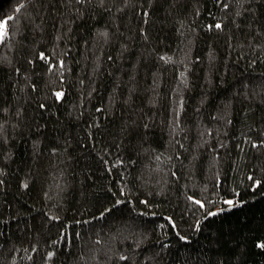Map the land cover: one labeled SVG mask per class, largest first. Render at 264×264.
I'll list each match as a JSON object with an SVG mask.
<instances>
[{
	"label": "trees",
	"instance_id": "obj_1",
	"mask_svg": "<svg viewBox=\"0 0 264 264\" xmlns=\"http://www.w3.org/2000/svg\"><path fill=\"white\" fill-rule=\"evenodd\" d=\"M103 3L0 0V20L13 17L0 44V264H194L197 255L235 264L231 244L208 251V230L188 231L186 198L211 194L217 181L240 190L264 165V149L248 142L260 143L264 129V0ZM216 22L223 30L208 31ZM54 91L65 93L61 103ZM121 187L131 203L95 219L111 206L107 189ZM163 216L190 245L167 228L152 231ZM218 223L248 237L243 264H264L249 232L264 223V200ZM63 231L70 242L53 244Z\"/></svg>",
	"mask_w": 264,
	"mask_h": 264
},
{
	"label": "snow or ice",
	"instance_id": "obj_2",
	"mask_svg": "<svg viewBox=\"0 0 264 264\" xmlns=\"http://www.w3.org/2000/svg\"><path fill=\"white\" fill-rule=\"evenodd\" d=\"M75 3L77 5H83V4H89L91 3V0H68V4L71 5L72 3ZM151 2V0H150ZM99 6L103 7L104 3L103 0H99ZM223 8L227 9L229 7L228 4H223ZM144 16H148L149 13L145 12L143 14ZM13 19V17H8L5 20H0V44L5 43L7 39L10 38V31L11 28L9 26V22ZM145 23L147 21H144ZM224 25L216 22L214 24H209L207 26L208 31H212L213 29L216 30H223ZM37 58L40 61L45 62L48 64V71L51 72L56 67L55 64L50 63L51 57L45 54V52L41 51L37 54ZM111 59V57H109ZM161 60H164L165 57H160ZM29 63H34V61H29ZM59 67H64L63 60H60L58 62ZM17 72L19 69L16 70ZM32 91H36L35 84L30 85ZM52 96L54 97V100L56 103H61L63 101V98L65 96V93L63 91H54L52 92ZM181 108L183 107V101L180 102ZM48 106L45 103H38V109H46ZM95 111L97 112H103L104 110L101 108H96ZM82 115V113H81ZM218 117H213V119H217ZM226 124H231L232 120L229 119L227 116L222 117ZM99 127V125H96ZM145 128L148 126L145 125ZM211 135V133H208ZM261 140L260 143H255L252 141H248L251 144V147L253 149H264V129L260 132ZM67 144L68 141H65ZM223 147V145H221ZM64 151H67V149H64ZM52 154H56V149H53ZM103 160V158H101ZM103 163L105 166L107 165V161L104 160ZM122 163V161H121ZM108 171H111V169H107ZM175 175V173H173ZM247 184L246 185H240V190H238L236 187H229V188H222V183L217 181L213 185V190L211 194L207 196H203L201 198H196L195 196H188L186 199L188 202H190V205L192 206L189 209V213L191 215L192 222L184 221L188 225V231H190L193 234L197 233H203L205 229L208 230V233L206 235L207 240V250L208 251H215L220 252L221 249H223L225 246L231 244L232 247L229 248V252L231 255L236 257L235 264H243V257L246 255L247 251V240L248 237L245 236L243 238L237 239L233 237L232 231H229L227 234L225 233L224 227L222 223H218V221H223L225 219V213H231L234 209H243L245 205L250 203H255L257 199L264 200V165L260 166V168L257 170H254L252 174H247L245 177ZM5 184V181L3 179H0V186H3ZM22 188L28 189L29 184L27 182L23 183L21 185ZM217 189H221L220 191H217ZM107 192L111 194L113 197L111 203V206L102 205L99 209V216H95V219L99 220H105L107 217L111 214H113L114 211L123 212L124 209L121 208V205H125L126 203H131V201H126L124 199L125 197V188L121 187L118 189V192H113L111 188L107 189ZM251 195L252 200L246 199L245 197ZM139 204L143 205L145 209H148L150 207V202L148 199H141L138 201ZM132 211H135V205L132 206ZM139 217L144 216H155V212L149 213L148 211H140L136 213ZM165 223H159L156 224L155 227L152 229V231H156L157 229H169L171 230L175 236L178 238L179 241L183 242L184 245H190L191 241L189 239L188 235L182 234L180 225L177 223V221L172 216H163L162 217ZM181 219L183 220V215L181 216ZM49 222H58L60 221L59 216H49L48 217ZM76 224L81 223V221L77 220L75 221ZM83 223H90L89 221H83ZM247 227V224L244 225ZM63 227L67 228L70 227V225H63ZM249 232L253 233L252 237V247L255 249H259L262 253H264V235H261L259 233H264V223L261 225L255 227V228H249ZM2 235V233H0ZM79 233H75V236L78 238ZM227 236V238H225ZM60 241L64 242H70V236L67 231H63L60 233L57 240H53L52 243L56 244ZM96 244H100L101 241L97 239L95 241ZM170 245L168 243L162 242V249L167 250L169 249ZM48 258L51 259L55 256V252H48ZM206 255V253H205ZM121 261H128L130 259L129 256L126 255H118L117 257ZM194 264H206V261L204 259L203 255H197L196 261ZM207 264H213L211 261V257H208ZM214 264H226L224 259H221V257L218 255L216 257V260L214 261Z\"/></svg>",
	"mask_w": 264,
	"mask_h": 264
}]
</instances>
